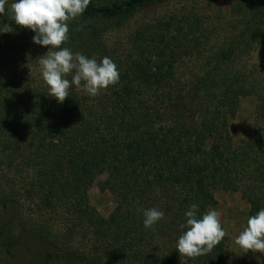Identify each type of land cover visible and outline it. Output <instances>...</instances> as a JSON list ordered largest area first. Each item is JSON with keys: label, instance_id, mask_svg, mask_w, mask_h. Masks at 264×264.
<instances>
[{"label": "trees", "instance_id": "obj_1", "mask_svg": "<svg viewBox=\"0 0 264 264\" xmlns=\"http://www.w3.org/2000/svg\"><path fill=\"white\" fill-rule=\"evenodd\" d=\"M167 1L91 0L62 47L109 57L119 83L95 97L72 85L62 104L39 64L59 49L0 15L13 28L0 33V264L226 263V237L208 255L180 256L186 211L196 203L202 218L217 189L239 193L250 217L264 209V65L245 64L264 56V0H226L230 16L216 20L157 17L119 37ZM247 96L253 136L235 144L230 122ZM101 176L108 217L89 197ZM151 208L164 218L146 229ZM253 256L242 250L240 264H264Z\"/></svg>", "mask_w": 264, "mask_h": 264}, {"label": "clouds", "instance_id": "obj_2", "mask_svg": "<svg viewBox=\"0 0 264 264\" xmlns=\"http://www.w3.org/2000/svg\"><path fill=\"white\" fill-rule=\"evenodd\" d=\"M9 0H0V15H8L16 26L35 33L33 42L59 49L40 57L42 77L48 85V95L63 103L69 97V89L75 85L90 96L101 94L109 86L119 83L117 65L105 56L97 61L70 48L62 47L69 40V22L83 15L91 0H14L6 10ZM11 24H3L0 33H11ZM72 75L69 81L66 77ZM199 206L193 203L186 211L187 230L179 237L176 248L181 257L195 259L208 255L224 239L219 213L212 209L198 217ZM164 218V212L151 208L144 212V227L152 229ZM235 243L244 251L264 253V209L249 217L247 227L239 233Z\"/></svg>", "mask_w": 264, "mask_h": 264}, {"label": "rangeland", "instance_id": "obj_3", "mask_svg": "<svg viewBox=\"0 0 264 264\" xmlns=\"http://www.w3.org/2000/svg\"><path fill=\"white\" fill-rule=\"evenodd\" d=\"M231 4L226 0H169L162 5L150 8L148 11L139 15L129 26L125 28V32L119 34H110L107 36L109 42H114L116 36L126 38L128 29H135L149 20L159 18H169L173 15L183 14L185 12L195 11L205 16L206 20H216V18H228L230 16ZM260 51H256L250 58H245L247 68L264 65V56ZM262 57V58H261ZM256 116V98L254 96L243 97L240 100L239 110L230 122V132L235 144L244 139L253 136L254 120ZM105 176L99 177L89 190V197L92 206H94L99 214L103 217L108 215L114 209V197L108 190L101 189V182L105 180ZM216 210L221 219L222 227L226 232L225 237L229 247V258L226 263L218 264H240L242 260V249L235 243L239 233L247 227L249 219V204L242 199L239 193L225 192L221 189L214 191L213 202L210 210ZM78 242H81L79 240ZM77 247L84 248L80 244ZM255 261H264V253H255L253 256Z\"/></svg>", "mask_w": 264, "mask_h": 264}]
</instances>
